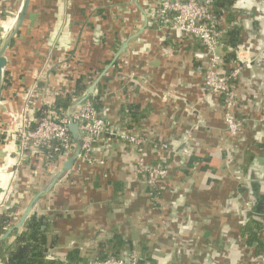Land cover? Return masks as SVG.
<instances>
[{
  "label": "crops",
  "instance_id": "0c3cea01",
  "mask_svg": "<svg viewBox=\"0 0 264 264\" xmlns=\"http://www.w3.org/2000/svg\"><path fill=\"white\" fill-rule=\"evenodd\" d=\"M22 3L0 0V43ZM137 3L31 0L6 53L0 215L13 208L15 224L70 156L46 163L40 148L21 153L14 130L26 105L28 116L48 110L72 87L69 78L85 76L87 83L101 76L100 113L119 136L101 138L96 162L78 158L34 206L32 213L50 220L52 256L66 262L76 249L88 262L104 256L105 242L118 235L122 257L140 256L141 264H264V0H214L212 6L223 39L237 27L241 40L234 47L248 48L254 58L235 82L236 136L224 119L223 95L205 86L203 44L174 29L171 18L154 19L148 0ZM145 13V29L115 58L143 28ZM224 43L223 55L234 48ZM235 65L231 59L220 70ZM132 119L138 128H127ZM127 132L148 137V161L167 167L157 196L135 171L138 154L120 138ZM161 144L168 148L153 149Z\"/></svg>",
  "mask_w": 264,
  "mask_h": 264
},
{
  "label": "built area",
  "instance_id": "2783aa9c",
  "mask_svg": "<svg viewBox=\"0 0 264 264\" xmlns=\"http://www.w3.org/2000/svg\"><path fill=\"white\" fill-rule=\"evenodd\" d=\"M151 6L150 15L163 22L171 18L172 26L177 31L199 39L205 47L209 57L205 70V86L216 94L224 97V119L228 131L232 136L238 135L241 121L234 113L236 104L235 82L240 76L244 66H250L254 58L248 48H233L236 65L228 72H222L223 54L221 49L225 45L223 31L217 27L212 6L214 0H148ZM75 98H73L74 100ZM28 104L22 112V121L14 133L17 135L21 153L27 150L40 148L44 151L56 146L60 147L63 154L71 155L75 148L73 137L68 128L67 110L61 114L42 110V116L36 120L31 119L27 110ZM41 110V109H40ZM39 110V111H40ZM74 120L79 124L83 136L82 151L78 158L93 164L96 162L94 155L95 146L105 135L116 136L114 123L103 116L90 100H85L73 112ZM119 136V134L117 135ZM122 142L131 146L138 154L135 171L152 189L155 196L159 194L158 182L167 176L168 170L164 164L148 161L146 147L151 144L148 137L136 132L121 133ZM167 144L153 145L154 150L166 149ZM79 169V167H78ZM140 256L118 258L111 254L104 258H94L88 264H140Z\"/></svg>",
  "mask_w": 264,
  "mask_h": 264
},
{
  "label": "trees",
  "instance_id": "16d2710c",
  "mask_svg": "<svg viewBox=\"0 0 264 264\" xmlns=\"http://www.w3.org/2000/svg\"><path fill=\"white\" fill-rule=\"evenodd\" d=\"M237 27L231 28L225 34V42L231 46H237L240 43V33ZM235 48V47H234ZM225 50V48H224ZM226 52V51H225ZM235 59L234 50H229L223 55V63L227 64ZM85 76H79L78 78H69L72 87L64 94H59L56 97L55 102L48 107L49 111L61 114L69 108L72 104L73 98L81 97L88 87V82H94L96 79L89 78L84 82ZM102 91L98 84L97 91L95 94H92L88 100L92 101L94 107L101 111L102 108ZM46 109V107H44ZM42 108L39 112L30 113L29 117L36 120L42 116ZM132 117V116H131ZM127 125L128 129L138 128L137 122H134L132 119ZM133 122V123H132ZM31 149L27 150L26 154L30 152ZM63 154V151L60 147H52L44 154L46 156V163L51 161L52 158H55L57 155ZM13 208L4 212L0 215V237L3 236L8 228H10L14 221ZM50 220L45 216H38L36 213H31L26 219L23 226L13 232V234L4 240H0V264H88L83 257L79 255V251L74 249L72 250L68 257L67 261H62L57 258H54L50 253L51 248L53 247V241L49 239L50 231ZM13 239H11V237ZM109 246V251L103 256H98V258H104L109 254L121 258V252L123 249L124 242L118 235H114L110 240L105 242ZM104 244V243H103ZM143 262L141 258L140 264Z\"/></svg>",
  "mask_w": 264,
  "mask_h": 264
},
{
  "label": "water",
  "instance_id": "95a60500",
  "mask_svg": "<svg viewBox=\"0 0 264 264\" xmlns=\"http://www.w3.org/2000/svg\"><path fill=\"white\" fill-rule=\"evenodd\" d=\"M135 4L138 5L137 0H133ZM31 0H23L22 6L20 8V11L18 12L16 19L10 29L7 31L5 36L3 37L1 43H0V100L3 93L4 88V68L7 63V57L6 53L8 48L11 46L13 40L15 39L19 29L21 28L22 24L24 23L26 17L29 13ZM145 24L143 28L133 36H131L130 39L123 42L121 48L117 52L115 58L120 55L128 46V42L138 36L146 27L148 24V16L145 13ZM114 58V59H115ZM101 76H99L86 90V92L81 96L72 101V104L67 109V116H68V128L69 131L72 134L73 141L75 143V148L73 153L68 157V159L64 162L62 168L50 179L49 183L44 186L42 189H40L35 195L31 198L27 206L25 207L22 215L20 216L19 220L13 224L10 228H8L7 232L0 237V240L6 239L13 231L21 228L23 224L25 223L26 219L29 217V215L32 213L34 206L36 203L47 193H49L53 186L56 184V182L67 172L72 170L74 168V164L78 157L81 154L82 151V145H83V136L79 128V124L74 120L73 112L74 110L85 100H88L89 97L93 94L95 88L97 87ZM184 148V145L180 148Z\"/></svg>",
  "mask_w": 264,
  "mask_h": 264
}]
</instances>
